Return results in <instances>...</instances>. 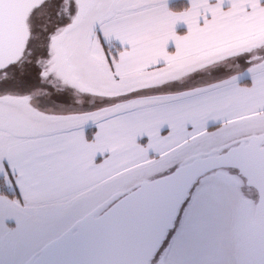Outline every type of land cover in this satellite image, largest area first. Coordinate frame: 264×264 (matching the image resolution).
Returning a JSON list of instances; mask_svg holds the SVG:
<instances>
[{
	"label": "rangeland",
	"instance_id": "374dc122",
	"mask_svg": "<svg viewBox=\"0 0 264 264\" xmlns=\"http://www.w3.org/2000/svg\"><path fill=\"white\" fill-rule=\"evenodd\" d=\"M170 1L174 0H72L68 17L56 23L47 18L54 12V8L47 10L49 0L36 7L29 27L30 50L22 62L31 65L46 58L43 64L48 68L42 74L51 75L55 82L45 84L38 68L35 79L28 78L22 69L27 65L12 66L11 71L19 70L0 74V79L8 77V86H0V264H25L45 244L87 215L98 214L146 177L160 176L196 156L223 151L250 134L264 133L262 109L226 119L221 126L160 156H150L138 165L143 167L134 164L80 196L77 192L33 200L13 194L16 185L4 153L15 141L187 96L178 94L211 92L218 88L214 82H242L264 70V34L229 44L222 52L204 49L156 70L125 71L118 60L116 66L115 54L125 44V31L134 30L138 42L132 46L135 51L144 50V39L139 37L143 30L133 17L158 13L159 3ZM61 24L56 33L45 37V32ZM46 39L54 49L42 54ZM36 110L56 116L41 117ZM61 113L71 117L62 118ZM234 172L218 168L194 182L149 264H259L242 224L246 207L252 215L257 192Z\"/></svg>",
	"mask_w": 264,
	"mask_h": 264
},
{
	"label": "crops",
	"instance_id": "0c3cea01",
	"mask_svg": "<svg viewBox=\"0 0 264 264\" xmlns=\"http://www.w3.org/2000/svg\"><path fill=\"white\" fill-rule=\"evenodd\" d=\"M187 3L185 10L174 11L161 2L158 13L134 16L143 30L139 37L144 39V50L135 51L136 32L125 31L124 45L114 41L122 47L115 54L116 66L118 60L125 71L156 70L204 49L222 52L229 44L264 34V0H239L241 5L234 0L230 4L228 0ZM224 80L214 82L218 88L211 92L190 91L178 94L187 95L183 98L118 112L92 124L15 141L5 148L4 161L16 192L33 200L77 192L80 196L134 164L143 167L138 165L150 156H160L214 125L221 126L226 119L264 109V70L249 75L247 83ZM69 114L61 113V117ZM88 127L94 129L90 139Z\"/></svg>",
	"mask_w": 264,
	"mask_h": 264
},
{
	"label": "water",
	"instance_id": "95a60500",
	"mask_svg": "<svg viewBox=\"0 0 264 264\" xmlns=\"http://www.w3.org/2000/svg\"><path fill=\"white\" fill-rule=\"evenodd\" d=\"M42 1L0 0V71L21 58L29 37L27 14ZM224 167L235 169L257 192L252 215L246 207L242 224L258 263L264 264V134L250 135L223 151L196 156L170 172L140 181L25 264H149L194 182Z\"/></svg>",
	"mask_w": 264,
	"mask_h": 264
},
{
	"label": "flooded vegetation",
	"instance_id": "af4514ba",
	"mask_svg": "<svg viewBox=\"0 0 264 264\" xmlns=\"http://www.w3.org/2000/svg\"><path fill=\"white\" fill-rule=\"evenodd\" d=\"M46 1L47 0H43L42 3H40V5H42ZM71 1L72 0H49V6H48L47 10H50V9H53L54 8V12H52V14H48L47 13L48 14L47 15V18L48 19H52L56 23L58 21H62L66 17H68V11H69V9L71 8V5H72V2ZM40 5H38V6H40ZM36 9H37L36 7L31 8L29 10V12L27 14V18H26L27 27H28V30H29V35H28L29 36L28 37V40L29 41H30V38L32 37L31 31L29 29V27H31L30 26V22L33 20V15H34V12H35ZM61 12H63V13H61ZM62 26H63L62 24L61 25H55L51 31L45 32V37L46 38H49L54 33H56L57 30L60 27H62ZM46 43H47V45L44 46V47H42V54L44 53V51L47 53V50L48 49H49V51L54 49V48H52L53 46L50 45V42H49L48 39H46ZM29 50H30L29 46L26 45L25 48H24V51L22 53L21 58L16 63H14V65H12V66L20 67L21 65H24V66L27 65L29 68H22V69L25 71V73L27 74V77L28 78H33V79H35V77L37 75V72L36 71L39 69V73L38 74L41 75L40 78L44 79L45 84L46 83L53 84L55 82L54 77H52L49 74L48 75H43L42 74V70H47V68H48V67L44 66V64H43V62L45 60H47L46 58L39 59V61L37 62V64L32 63L31 65L22 62L24 60L25 56H26L25 54H27V52H29ZM11 67H7L3 71H0V74H2V75L5 74L6 75V74H9V72H10V74H12V72L14 70H19L18 68H13L14 70L11 71ZM35 72H36V75H35ZM7 80H8V77L3 78V79H0V86H3V85L6 86L7 85L6 84ZM27 84H28V82H27ZM234 171H235V169H234ZM234 174L237 176V178H239V180L244 181L243 178H242V176L238 175V173L236 171L234 172Z\"/></svg>",
	"mask_w": 264,
	"mask_h": 264
},
{
	"label": "trees",
	"instance_id": "16d2710c",
	"mask_svg": "<svg viewBox=\"0 0 264 264\" xmlns=\"http://www.w3.org/2000/svg\"><path fill=\"white\" fill-rule=\"evenodd\" d=\"M168 6L174 11H180V10H182V9L187 7V2H186V0H174V1L168 2ZM242 82L247 83V79H243ZM35 112H37L36 114L38 116H41V117L49 118V117L54 116V115H50L49 113H45V112H42V111H39V110H36ZM68 117H71L70 114L68 116L64 117V118H68ZM218 126L219 125H214V126L210 127V129L217 128ZM93 131H94V129L92 127H88L86 129V137H87V139L91 138ZM3 193L5 194L7 192L3 191ZM13 194H16V191H14Z\"/></svg>",
	"mask_w": 264,
	"mask_h": 264
},
{
	"label": "bare ground",
	"instance_id": "6f19581e",
	"mask_svg": "<svg viewBox=\"0 0 264 264\" xmlns=\"http://www.w3.org/2000/svg\"><path fill=\"white\" fill-rule=\"evenodd\" d=\"M63 63V62H62ZM64 64V63H63ZM64 66V65H63ZM60 68V67H59ZM58 69V68H57Z\"/></svg>",
	"mask_w": 264,
	"mask_h": 264
}]
</instances>
